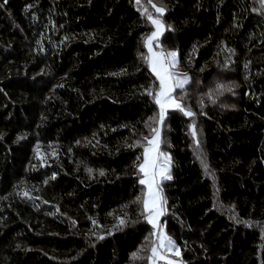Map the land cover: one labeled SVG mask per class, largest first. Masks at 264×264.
Wrapping results in <instances>:
<instances>
[{
    "label": "trees",
    "instance_id": "trees-1",
    "mask_svg": "<svg viewBox=\"0 0 264 264\" xmlns=\"http://www.w3.org/2000/svg\"><path fill=\"white\" fill-rule=\"evenodd\" d=\"M154 1L196 114L163 128L166 234L181 264H264V3ZM0 5V264H148L153 24L136 0Z\"/></svg>",
    "mask_w": 264,
    "mask_h": 264
},
{
    "label": "snow or ice",
    "instance_id": "snow-or-ice-1",
    "mask_svg": "<svg viewBox=\"0 0 264 264\" xmlns=\"http://www.w3.org/2000/svg\"><path fill=\"white\" fill-rule=\"evenodd\" d=\"M6 4L8 0H3ZM141 0H136V3L139 5ZM151 7L155 9V13L158 16H154L148 9H143V13L147 15V19L155 26V31L151 33L145 39V45L148 48L150 53L149 56L143 57L147 60L148 65L159 81V91L153 93L151 90H146L147 94L152 96L155 104L158 105L159 111L157 117H150L149 120L153 123L159 125V127H150V132L152 133V139L145 137L147 144L150 147L144 149L143 163L139 164V171L143 174L144 178L140 180V184L147 185V197L142 201L143 209L147 213L146 219L150 224H152L154 231L153 235L157 237V240L153 242L151 247V255L148 257L150 264H157V261L167 260V264H177V261L171 260L166 255L167 253H174L176 256L181 255V251L176 247L175 242L169 237L163 230H160V227L157 223L158 218L164 214L163 205L166 203L161 197L162 189L159 187L160 180L158 178H163L170 180L172 177L170 173V157H167L164 153L160 152V134L161 127L164 124L166 115L169 110H179L185 116L194 117L196 114L186 109L182 98H177L173 93L179 88L183 89L184 86L188 83V78L186 74H182L174 71L178 66V54L175 51L168 53H157L153 51L152 42L157 40L161 34L164 25L161 17H163L166 9L164 7H158L156 4L152 3V0H149ZM264 3V0H262ZM3 5H0L2 7ZM29 8L31 5L28 6ZM27 10V9H26ZM247 67V65H245ZM182 77V78H181ZM223 85H220L219 88L223 89ZM228 91H231L229 88ZM209 99L212 98V94L209 93ZM215 102L214 100L212 101ZM203 105V101H201ZM190 135L193 137L196 144H199V141L196 139L197 130L195 123L189 126ZM20 137L18 139H22ZM139 159V158H138ZM163 164V166H161ZM207 169V165H205ZM91 172V169H88ZM100 175H104L103 172ZM25 197L29 195L27 191L23 193ZM95 223V222H94ZM120 224L124 223V220L121 218L119 220ZM101 239L103 237H100ZM133 257H137V253H133Z\"/></svg>",
    "mask_w": 264,
    "mask_h": 264
},
{
    "label": "rangeland",
    "instance_id": "rangeland-1",
    "mask_svg": "<svg viewBox=\"0 0 264 264\" xmlns=\"http://www.w3.org/2000/svg\"><path fill=\"white\" fill-rule=\"evenodd\" d=\"M152 3H154V4H156L158 7H163V5L162 4H160V1H154V2H152ZM139 6L142 8V10L143 9H148V11L149 12H151L154 16H158V14L157 13H155V9H153L152 7H151V4L148 2V1H145V0H141V2H140V4H139ZM146 15V14H145ZM146 17H147V15H146ZM161 19H162V22H163V25H164V28H163V30H162V32H161V34L159 35V37H158V39L157 40H155V41H153L152 42V47H153V51L154 52H157V53H161V52H163V53H168V52H172V51H175L176 53H177V51L176 50H173V49H170V50H166L164 47L163 48H161V46H160V39L162 38V36H163V33H164V31H165V23H164V21H163V17H161ZM154 26V25H153ZM156 29H155V26H154V28H153V31H155ZM152 31V32H153ZM151 32V33H152ZM151 33L148 35V36H150L151 35ZM147 36V37H148ZM146 37V38H147ZM145 38V39H146ZM146 46V45H145ZM147 48V47H146ZM147 51H148V48H147ZM150 55V53H149V51H148V56ZM174 71H176V72H179V73H182V74H186V76H187V78H188V81L190 80V75L184 70V69H182V67L179 65V63H178V66L174 69ZM182 78V77H181ZM187 85V84H186ZM186 85L184 86V88L183 89H177L175 92H177V91H179L178 92V94L181 96H177L176 95V97L177 98H182V96H184L185 94H186ZM175 92L173 93V95L175 96ZM204 95V94H203ZM202 95V97H201V99H203L204 98V96ZM185 108L186 109H188V107H186L185 106ZM170 111V110H169ZM169 111H168V113H167V115H166V118H165V121H166V119H167V116H168V114H169ZM158 116V114H156V116H154V117H157ZM164 121V124H163V126L161 127V134H160V140H161V143H160V152H162V153H164L167 157H170V175H171V156H170V154L167 152V151H165V149L162 147V141H163V128L164 127H166V122ZM157 127H159V125L157 124ZM197 138H198V140L200 141V138H199V134H198V132H197ZM148 139H152V134L148 137ZM146 147H150L148 144H147V141L145 142V145H144V149L146 148ZM201 153V152H200ZM200 157H201V155H200ZM161 166H163V164H161ZM172 176V175H171ZM144 178V176H143V174H142V179ZM159 180H160V184H159V187L162 189V182L165 180V179H163V178H158ZM167 180V179H166ZM144 187H145V198L147 197V192H148V189H147V185H144ZM161 195V197H162V199H163V189H162V193L160 194ZM163 211H164V214L162 215V216H160L159 218H158V221H157V223H158V225H159V227H160V230H163L165 233H166V231H165V225H164V223L162 222V218L164 217V215H165V205H163ZM146 216H147V213H146ZM148 221V220H147ZM152 225V224H151ZM152 228H153V226H152ZM154 231H156L155 229H153ZM157 240V237L155 236V235H153V238H152V243H151V245H150V255H151V247L153 246V242L154 241H156ZM167 256H168V258L169 259H171V260H174V261H177V263L178 264H181V262L179 261L180 260V256H176L174 253H167L166 254ZM148 264H150V261L148 262ZM157 264H167V260H160V261H157Z\"/></svg>",
    "mask_w": 264,
    "mask_h": 264
}]
</instances>
